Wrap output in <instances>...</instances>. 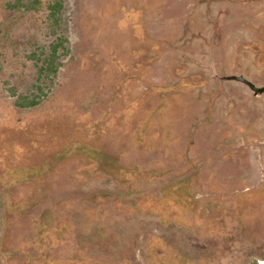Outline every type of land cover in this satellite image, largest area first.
I'll use <instances>...</instances> for the list:
<instances>
[{
  "label": "rangeland",
  "instance_id": "rangeland-1",
  "mask_svg": "<svg viewBox=\"0 0 264 264\" xmlns=\"http://www.w3.org/2000/svg\"><path fill=\"white\" fill-rule=\"evenodd\" d=\"M9 1L0 264H264V0Z\"/></svg>",
  "mask_w": 264,
  "mask_h": 264
},
{
  "label": "trees",
  "instance_id": "trees-1",
  "mask_svg": "<svg viewBox=\"0 0 264 264\" xmlns=\"http://www.w3.org/2000/svg\"><path fill=\"white\" fill-rule=\"evenodd\" d=\"M24 1H27V4H24ZM40 5L39 0H13L6 3V7L9 10H22L29 11L32 8L36 9V6ZM46 8L49 11L47 15V28L50 35L56 36V41L49 44V51H46L42 48H37L36 51L29 52L26 57L32 61L33 65L38 71V76L45 75L46 77H52L56 74L57 60L60 56V53L67 52V49L64 47L66 39L61 35H58L61 27V11L63 4L60 0H54L51 3L46 4ZM58 35V36H57ZM59 50L62 52L59 53ZM11 95L15 97L14 105L18 108H32L38 105L41 101V98L38 96L29 97L22 94H15L13 90L10 91ZM256 264V263H254Z\"/></svg>",
  "mask_w": 264,
  "mask_h": 264
},
{
  "label": "water",
  "instance_id": "water-1",
  "mask_svg": "<svg viewBox=\"0 0 264 264\" xmlns=\"http://www.w3.org/2000/svg\"><path fill=\"white\" fill-rule=\"evenodd\" d=\"M241 81H243L242 79H240ZM255 91L257 92V93H262V92H264V87H262V88H257V89H255Z\"/></svg>",
  "mask_w": 264,
  "mask_h": 264
}]
</instances>
